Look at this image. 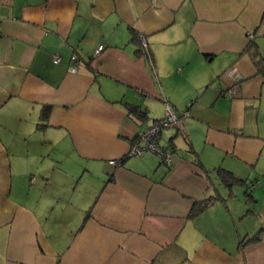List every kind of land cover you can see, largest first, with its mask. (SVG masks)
Listing matches in <instances>:
<instances>
[{
  "label": "crops",
  "instance_id": "crops-1",
  "mask_svg": "<svg viewBox=\"0 0 264 264\" xmlns=\"http://www.w3.org/2000/svg\"><path fill=\"white\" fill-rule=\"evenodd\" d=\"M0 264H264V0H0Z\"/></svg>",
  "mask_w": 264,
  "mask_h": 264
},
{
  "label": "built area",
  "instance_id": "built-area-1",
  "mask_svg": "<svg viewBox=\"0 0 264 264\" xmlns=\"http://www.w3.org/2000/svg\"><path fill=\"white\" fill-rule=\"evenodd\" d=\"M247 37L252 38L253 33L247 32ZM141 45L144 52L146 54H149L147 43L145 41V38L143 37L141 38ZM101 47L102 46L99 45L95 50V53H98ZM54 60L56 61V59ZM226 73L227 76L232 78L233 76H236V68L231 67L226 71ZM232 92V88L225 90V94L227 96H230ZM183 114H187V112H183ZM178 120L179 117L174 113L173 109L169 105H167L165 117H163L161 120L154 121L149 126L145 127L137 133L136 139L131 146L130 154H142L146 151H152L159 155L162 162L169 164L171 160V153L169 149L159 143L158 137L161 128L175 125L177 124ZM110 162L114 161L111 160Z\"/></svg>",
  "mask_w": 264,
  "mask_h": 264
},
{
  "label": "trees",
  "instance_id": "trees-1",
  "mask_svg": "<svg viewBox=\"0 0 264 264\" xmlns=\"http://www.w3.org/2000/svg\"><path fill=\"white\" fill-rule=\"evenodd\" d=\"M252 44H249V46L251 47ZM128 109L130 112L134 113L135 115L143 118L144 117V113L143 111L140 110V108L137 105H133L131 103H127ZM49 110V106H44L43 107V116H47ZM216 173L219 177V179L229 188V194L232 193V186L235 184H245V180L242 178H239L237 176H235L231 171H228L226 169H223L221 167L216 169ZM244 194L245 197L247 198V200L252 199V195L250 193V191L248 190V188H245L244 190ZM214 199H217V196L212 195V196H207V197H201L199 199H196L193 207L191 209L190 215H194L195 213H197L198 211H200L204 206H206L207 204L211 203ZM257 235L254 234L252 236V238H255ZM249 240H253V239H249ZM248 239H246L245 242L249 241Z\"/></svg>",
  "mask_w": 264,
  "mask_h": 264
},
{
  "label": "rangeland",
  "instance_id": "rangeland-1",
  "mask_svg": "<svg viewBox=\"0 0 264 264\" xmlns=\"http://www.w3.org/2000/svg\"><path fill=\"white\" fill-rule=\"evenodd\" d=\"M236 187V186H235Z\"/></svg>",
  "mask_w": 264,
  "mask_h": 264
}]
</instances>
